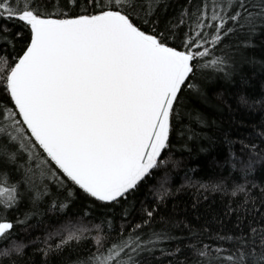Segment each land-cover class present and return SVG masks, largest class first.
<instances>
[{
    "label": "snow or ice",
    "instance_id": "1",
    "mask_svg": "<svg viewBox=\"0 0 264 264\" xmlns=\"http://www.w3.org/2000/svg\"><path fill=\"white\" fill-rule=\"evenodd\" d=\"M258 47L264 0H0V264L29 248L39 264H264V211L247 189L253 157L264 161L255 144L247 159L229 150L244 183L184 171L205 200L243 197L226 205L232 228L157 219L185 187L174 154L191 157L193 125H208L194 101ZM46 220L58 226L36 236Z\"/></svg>",
    "mask_w": 264,
    "mask_h": 264
},
{
    "label": "trees",
    "instance_id": "2",
    "mask_svg": "<svg viewBox=\"0 0 264 264\" xmlns=\"http://www.w3.org/2000/svg\"><path fill=\"white\" fill-rule=\"evenodd\" d=\"M248 55L256 60L255 64H245L230 81L219 79L210 83L206 89L207 100L194 101L195 107L207 118L208 125H193L201 138L191 143V157L187 152L177 151L174 154V159L181 161V164L173 174L172 183L175 188H180L181 184H185V187L160 207L157 219L170 218L194 229L209 226L216 231L221 227L218 221H223L226 228L233 227L235 215L230 218L224 215L226 205L231 203L236 207L243 197L234 199L230 195L207 193L205 200L203 189L187 185L184 171L186 168L197 169L192 175L197 183L219 181L229 175L237 182L244 183L240 174L233 172L226 163L229 150L247 159L249 151L241 152L244 145L255 144L258 152L264 149V137H261V133H264V47L250 50ZM242 95L248 98L247 104L240 103ZM225 137L232 142L231 145ZM201 148L205 151H200ZM253 160L254 171L247 178V189L251 196L249 208L254 206L264 211V161L257 157H253ZM227 183L231 185L232 181L228 180ZM57 226L53 220H46L40 229L35 230V235L43 237L46 235L42 230L44 227L54 230ZM19 239H25L23 232H20ZM65 255H68L67 251ZM42 259L40 254L34 255L33 249L29 248L21 264H39ZM52 264H57V261L53 260Z\"/></svg>",
    "mask_w": 264,
    "mask_h": 264
}]
</instances>
